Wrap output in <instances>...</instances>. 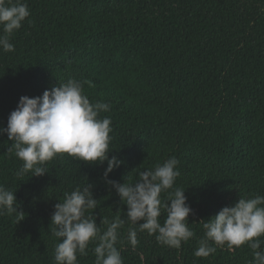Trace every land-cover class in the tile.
<instances>
[{
  "label": "trees",
  "instance_id": "trees-1",
  "mask_svg": "<svg viewBox=\"0 0 264 264\" xmlns=\"http://www.w3.org/2000/svg\"><path fill=\"white\" fill-rule=\"evenodd\" d=\"M22 2L30 15L10 38L15 50L0 49V128L21 97L78 81L90 103L110 105L99 118L111 119L109 159L123 163L108 180L135 181L138 172L177 158L174 187L185 190L195 235L175 249L137 227L133 247L127 206L103 177L106 161L63 154L44 165L45 175L18 178L22 161L8 152L13 142L3 133L0 185L15 192L24 217L0 215V264H55V204L87 184L98 203L85 215L101 231L105 218L125 221L116 244L123 264H249L247 245L216 246L206 258L194 252L204 237L201 221L239 198L264 196V0ZM166 216L162 208V225ZM96 243L77 254L78 264H94Z\"/></svg>",
  "mask_w": 264,
  "mask_h": 264
},
{
  "label": "clouds",
  "instance_id": "clouds-1",
  "mask_svg": "<svg viewBox=\"0 0 264 264\" xmlns=\"http://www.w3.org/2000/svg\"><path fill=\"white\" fill-rule=\"evenodd\" d=\"M29 15L28 5L22 0H0L3 32L0 49L15 50L10 38ZM109 109L110 105L104 102L90 103L81 84L74 79L45 90L41 97H21L8 117L7 127L0 128V134L6 133L13 142L8 152L14 151L22 161L15 175L43 176L48 173L44 165L63 154L88 164L103 165L106 161L103 177L127 206L126 216L133 225L128 230L129 243L133 247L138 244V227L142 232L156 235L158 243L180 249L182 242H188L195 233L188 223L192 210L186 202L185 190L174 187L180 176L179 160L171 157L154 168L140 171L135 181L131 177L123 184L108 180L109 174L123 163L116 156L110 159L108 156L111 119H100L99 114ZM91 187L87 184L66 192L63 201L55 204L49 227L51 235L60 241L54 247L55 264H78L77 254L86 256L90 242H97L93 249L94 264H123L116 244L118 230L125 221L118 214L111 221L105 218L101 223L107 228L101 231L96 218L85 215L98 203ZM162 193L166 194L163 200ZM16 205L15 192L0 185V215L15 214L23 220L24 213ZM162 208L167 213L163 225L159 221ZM199 224L204 237L199 240L194 256L206 258L215 253L216 246L226 245L235 250L247 245L253 256L249 264H264V239H260L264 237V196L239 198L234 206L224 207L214 218Z\"/></svg>",
  "mask_w": 264,
  "mask_h": 264
}]
</instances>
